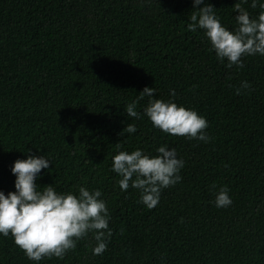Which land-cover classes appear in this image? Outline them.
Listing matches in <instances>:
<instances>
[{
    "label": "trees",
    "instance_id": "16d2710c",
    "mask_svg": "<svg viewBox=\"0 0 264 264\" xmlns=\"http://www.w3.org/2000/svg\"><path fill=\"white\" fill-rule=\"evenodd\" d=\"M208 3L234 30L236 0ZM251 3L242 7L256 18ZM195 10L193 0H0V191H15L16 160L44 156L37 185L100 190L113 233L102 255L89 233L39 262L0 234V264H264V56L227 68L203 30L187 29ZM242 81L251 89L237 95ZM145 87L154 96L139 99ZM149 99L196 111L210 141L154 128ZM133 102L140 119L127 116ZM164 145L184 161L182 180L150 210L138 189H120L112 157ZM222 187L227 208L214 203Z\"/></svg>",
    "mask_w": 264,
    "mask_h": 264
},
{
    "label": "clouds",
    "instance_id": "9594fccd",
    "mask_svg": "<svg viewBox=\"0 0 264 264\" xmlns=\"http://www.w3.org/2000/svg\"><path fill=\"white\" fill-rule=\"evenodd\" d=\"M247 2L236 0L233 6L238 13L235 16L236 27L229 30L222 26L212 4H205V0H193V7L197 10L191 13L187 29L193 32L203 30L211 45L209 51H214L221 63L227 61L226 67L229 69L233 66L243 68V58L246 56H264V3L258 5V0H252L251 7L259 6L261 9L258 16L252 18L242 7ZM201 4L204 6L199 7ZM243 89L250 90L251 85L242 81L240 87L236 88V94L240 95ZM154 93V87H145L139 99L153 97ZM171 95H175L174 90ZM136 107V102L128 104L125 109L127 116L140 119ZM144 114L154 128L166 134L205 143L211 139L206 133V118L175 102L149 99ZM136 131L133 123L123 129L129 134ZM116 147L119 149L121 144L118 142ZM156 151L158 154L151 157L140 149L131 153L119 151L112 157L111 170L121 177L118 181L120 189H138V203L150 210L158 205L162 190L182 180L179 173L184 167V161L177 158L175 149L169 150L164 145ZM49 164L50 161L44 156L34 155L14 162L11 172L16 176L15 191L7 195L0 191V234L4 237L11 234L14 244L29 260L35 262L52 257L63 259L68 251L76 248L77 241L89 233L96 241L93 254L102 255L113 233L109 228L110 215L106 202L100 199L101 191L80 187L77 196L70 192L58 193L52 185L39 187L36 180L42 169L49 168ZM228 192L227 187H222L216 193L214 203L217 208L231 206Z\"/></svg>",
    "mask_w": 264,
    "mask_h": 264
}]
</instances>
